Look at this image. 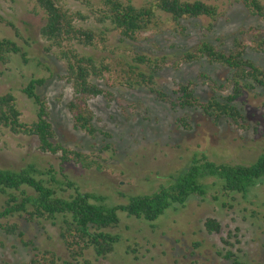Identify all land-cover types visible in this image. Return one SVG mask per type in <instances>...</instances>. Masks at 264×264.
<instances>
[{"label":"rangeland","instance_id":"obj_1","mask_svg":"<svg viewBox=\"0 0 264 264\" xmlns=\"http://www.w3.org/2000/svg\"><path fill=\"white\" fill-rule=\"evenodd\" d=\"M87 1L96 7L102 0ZM123 1L143 7L154 0ZM201 1L219 8L220 16L215 22L206 18L183 20L182 31L168 15L159 12L157 23L135 42H122L117 32H111L107 34L106 50H79L110 60L132 52L151 58L166 57L167 66L159 73L157 85L173 98L177 86L189 81L195 83V94L203 101L228 95L231 90L221 91L212 81L226 83L231 76L228 68L210 65L205 59L183 64L181 53L203 42L229 51L239 40L246 46L245 57L264 68V53L255 50L256 43L264 39V19L231 0ZM63 5L90 17L86 22L78 21L79 25L96 32L102 30L86 0H64ZM0 18V38L14 41L25 53V60L13 56L6 66L0 64V96L12 93L22 121L31 123L36 120L37 106L22 91L33 78L45 80L38 94L47 103L56 134L54 142L91 156L100 165L89 170L75 164L65 166L81 192L101 195L111 206L125 205L135 196L151 194L166 185L197 154L218 164L236 165L249 164L264 152V89L260 88L245 90L237 101L245 116L239 126L230 120L216 124L200 111H174L146 88H112L102 80L98 84L113 93V100L100 96L91 99L89 106L95 115V127L109 133L110 138L100 132L90 136L75 130L67 108L73 91L60 79L66 73V64L56 49L48 50L49 44L40 34L46 23L45 13L31 0H0ZM182 117L189 118L191 127L178 123ZM107 145L112 151L103 150ZM34 162L41 169L53 166L59 170L60 155L40 152L35 137L1 129L0 168L20 169ZM252 195L255 197L247 202L238 195L225 196L217 188L210 189L204 197H191L185 207H171L155 223L119 213L120 226L110 231L122 239L115 253L97 258L90 251L85 258L93 264H233L224 258L231 251L242 264H264V184ZM208 219L219 223L218 232L208 231ZM9 223L18 224L24 236L7 235L0 229V264H26L36 248L54 251L71 261L60 238L59 224L30 223L18 216L0 219V224Z\"/></svg>","mask_w":264,"mask_h":264},{"label":"trees","instance_id":"obj_2","mask_svg":"<svg viewBox=\"0 0 264 264\" xmlns=\"http://www.w3.org/2000/svg\"><path fill=\"white\" fill-rule=\"evenodd\" d=\"M31 1L45 13L46 23L40 34L49 44L48 50L56 49L59 59L66 64V73L60 79L73 91V98L67 108L73 117L74 129L90 136L98 132L108 138L111 136L95 127V115L89 106L91 99L100 96L113 100V93L98 84L102 80L107 81L112 88H146L155 93L158 100L168 103L174 111H200L216 124L230 120L239 126L245 121V116L237 106V101L245 90L264 89V68L245 57L246 46L239 40L229 51L203 42L196 49L181 53L180 62L183 64L205 59L210 65L231 71L226 83L219 85L212 80L219 90H231V93L215 95L207 101L195 94L193 81L180 83L173 91L176 98L158 88L157 78L167 66L166 57L151 58L132 52L128 56L121 54L110 60V57L101 59L94 53L86 54L79 50H106L109 41L107 34L111 32H117L122 42H135L141 34L153 28L159 12L168 15L182 31H185L181 24L183 20L206 18L215 22L220 16L216 5L201 0H154L143 7H136L131 1L102 0L93 7L86 0L94 20L102 27L101 31L96 32L90 27L79 25L78 21L86 22L90 17L69 11L63 5L64 0ZM231 1L244 6L253 16L264 19V4L261 0ZM0 22H3L1 18ZM9 26L14 28L12 24ZM255 50L264 53V39L256 43ZM111 53L114 54V51ZM13 56L25 60V53L14 41L0 38V64L6 66ZM202 77L209 78L207 75ZM44 85L45 80L33 78L22 91L37 106L36 120L31 123L22 121L17 99L12 93L0 96V131L6 129L14 135L37 138L40 152L60 155L59 170L53 166L41 169L36 162L20 169L0 168V219L18 216L30 223L59 224L60 238L71 261L64 260L54 251L36 248L26 264H93L85 258L87 252H93L97 258H107L122 243L121 236L110 232L120 226L119 213H124L128 218L155 223L171 207H185L191 197H204L210 189L217 188L225 196L235 194L249 202L252 194L264 184V152L249 164L236 165L218 164L205 155L197 154L185 168L171 176L166 185L160 186L155 192L135 196L125 205H108L106 198L101 195L81 192L66 173L67 164L80 165L85 170L99 168L100 165L93 157L54 142L56 134L47 103L38 94V89ZM178 123L185 128L191 127L188 117L180 118ZM103 150L112 151L109 145ZM205 226L209 232L220 230L219 223L213 219H208ZM0 229L7 235L24 236L16 223L0 224ZM225 243L230 244L228 241ZM224 258L233 264H242L231 251Z\"/></svg>","mask_w":264,"mask_h":264}]
</instances>
